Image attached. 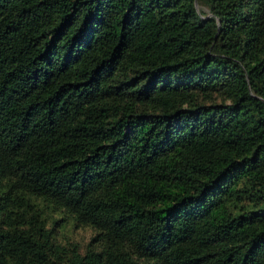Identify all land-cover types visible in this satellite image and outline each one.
<instances>
[{"label":"trees","instance_id":"1","mask_svg":"<svg viewBox=\"0 0 264 264\" xmlns=\"http://www.w3.org/2000/svg\"><path fill=\"white\" fill-rule=\"evenodd\" d=\"M0 264H264V0H0Z\"/></svg>","mask_w":264,"mask_h":264}]
</instances>
